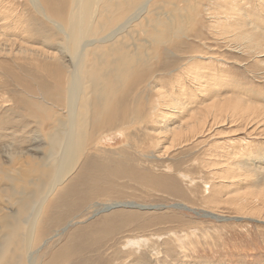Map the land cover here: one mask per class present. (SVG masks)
Returning <instances> with one entry per match:
<instances>
[{
    "label": "rangeland",
    "instance_id": "374dc122",
    "mask_svg": "<svg viewBox=\"0 0 264 264\" xmlns=\"http://www.w3.org/2000/svg\"><path fill=\"white\" fill-rule=\"evenodd\" d=\"M33 1L8 0L6 14L25 21L22 49L29 43L56 59L0 44V246L29 205L20 220L28 245L0 264H264L256 220H264V0H95L76 55L69 0L55 2V24ZM187 73L202 75L204 87ZM86 74L96 75L93 88ZM156 89L172 108L152 111ZM92 91L101 92L106 121L48 193L54 169L45 154L58 122L82 112ZM248 106L260 111L250 124ZM190 114L206 117L205 133L158 135L164 120ZM31 193L47 198L39 204ZM119 203L139 208L106 210Z\"/></svg>",
    "mask_w": 264,
    "mask_h": 264
},
{
    "label": "bare ground",
    "instance_id": "6f19581e",
    "mask_svg": "<svg viewBox=\"0 0 264 264\" xmlns=\"http://www.w3.org/2000/svg\"><path fill=\"white\" fill-rule=\"evenodd\" d=\"M35 1V0H34ZM33 1V3H34ZM38 1V0H37ZM56 1H61V3H68V0H40L39 2H37L39 9L41 11H44V9L49 13L50 16L54 17L55 20L52 21V24H55L56 23V20L59 19V15L56 11H54V4ZM95 0H69V4L71 5V9L70 11L67 13L68 15V18L66 20V26H67V29L70 31V49H72V52H76V48L78 47L77 46V43L79 44V40L80 38L83 36H85V34L87 33L86 30H83L80 26V24H82V20H84V17H83V14L87 15V18L88 20L90 19L89 17H91V10H92V6L94 3ZM98 1V0H97ZM110 1V0H108ZM116 1V0H115ZM236 1V0H235ZM238 2V1H237ZM264 2V1H263ZM72 3V4H71ZM9 4V5H8ZM43 7H42V5ZM264 4V3H263ZM35 5V3H34ZM259 5V4H258ZM45 6V7H44ZM13 7V6H12ZM230 8V7H228ZM11 9V6H10V2L8 3V0H0V44H2L3 46H7L8 48L14 50L15 48V52L17 54V50L16 48L21 51L23 50V54L25 53V56L26 54L30 53L31 56H36V57H39L40 59L42 58H47L49 60H55V54H53L52 52V55L51 53H46L45 51H40V50H43L41 47L39 49H29L28 47L30 46L29 43L27 45L29 46H25L23 49L21 47V43L22 44H25L24 42L20 41L17 39L18 36H21V38H23L24 36H26V34L30 33L26 31V28H25V21L22 19H10V15L14 14V10L12 9L11 10V13H8V10ZM80 9H83L82 12L80 13ZM18 10V9H17ZM40 11V12H41ZM10 12V11H9ZM39 12V14H40ZM93 12V11H92ZM227 12V11H226ZM224 11V13H226ZM82 14V15H81ZM95 14V13H94ZM232 15V14H231ZM86 18V20H87ZM232 18V17H231ZM43 19V18H42ZM94 19V18H93ZM92 19V20H93ZM91 20V19H90ZM246 20V19H245ZM51 21V20H50ZM63 21V20H62ZM45 22V21H44ZM90 22V21H89ZM93 22V21H92ZM27 23V22H26ZM223 23V22H222ZM239 23V22H238ZM36 24V23H35ZM86 24V23H85ZM84 24V25H85ZM87 24H90V23H87ZM254 24V23H253ZM36 26V25H35ZM41 26V25H40ZM244 26V25H243ZM85 27V26H84ZM57 28V27H56ZM61 28V27H60ZM47 29V28H45ZM54 29V28H53ZM87 29V28H85ZM228 29V28H227ZM29 30V29H28ZM42 30V29H41ZM52 30V29H51ZM50 30V32H51ZM246 30V29H245ZM31 31V30H30ZM36 31V29H35ZM66 31V30H65ZM97 31V30H96ZM53 32V31H52ZM67 32V31H66ZM98 32V31H97ZM16 33H18V35H16ZM89 33V32H88ZM247 33V32H246ZM252 33V32H251ZM255 33V32H254ZM15 34V35H14ZM53 34V33H52ZM57 34V33H55ZM236 34V33H235ZM234 34V35H235ZM88 35V34H87ZM249 35V34H248ZM247 35V36H248ZM254 35V34H253ZM239 36V34H238ZM243 36V35H242ZM54 37V36H52ZM57 37V36H56ZM257 37V36H256ZM45 38V37H44ZM49 39V38H48ZM82 39V38H81ZM111 39V38H109ZM233 39V38H231ZM256 39V38H255ZM69 40V38H68ZM101 40V39H100ZM261 40V39H260ZM264 40V39H263ZM262 40V41H263ZM25 41V39H24ZM47 41V40H45ZM57 41V40H56ZM63 41V42H62ZM61 42L64 43L65 40H62ZM102 41V40H101ZM58 42H60L58 40ZM57 42V43H58ZM60 42V43H61ZM68 42V41H67ZM66 42V43H67ZM84 42V40H83ZM94 42V40H93ZM96 42V41H95ZM243 42V41H242ZM264 42V41H263ZM27 43V42H26ZM98 43V42H97ZM105 43V42H104ZM253 43L255 44H258V41L257 40H253ZM260 43V42H259ZM31 44V43H30ZM47 45V43H44L43 45ZM53 44V43H52ZM59 46L62 45V44H58ZM57 45V46H58ZM67 45V44H66ZM264 45V44H263ZM24 46V45H23ZM59 46L57 48H59ZM69 46V45H68ZM238 46V45H237ZM64 47V46H63ZM97 47V46H96ZM264 47V46H263ZM36 48V46L34 47ZM262 48V47H261ZM2 49H4V47H2ZM45 49V47H44ZM79 49V48H77ZM18 50V51H19ZM1 51V50H0ZM62 52V51H61ZM71 52V53H72ZM11 54V51L8 52ZM60 53V52H59ZM78 53V51H77ZM5 54H6V51H5ZM19 54V52H18ZM50 54V55H49ZM69 54V53H68ZM98 54V53H97ZM9 55V54H8ZM66 55V54H65ZM73 56V53L71 54ZM70 55V56H71ZM76 55V54H75ZM75 55H74V58H75ZM96 55V52L95 54ZM261 55H264V52L261 54ZM24 56V55H23ZM30 56V55H28ZM59 57V56H58ZM63 57V55L61 56ZM68 57V56H67ZM73 58V59H74ZM63 60V59H61ZM60 60V61H61ZM57 61V60H56ZM74 61V60H73ZM61 64V63H60ZM60 64L58 63V65L60 66ZM109 64V63H107ZM63 65V64H62ZM61 65V66H62ZM74 66V65H73ZM75 68H76V65H75ZM58 69V68H57ZM60 69V68H59ZM76 70V69H75ZM75 72V71H74ZM77 73V72H76ZM105 72L103 73V76L105 78ZM109 74V73H108ZM187 73V79L188 80H191V82L197 86L198 90H201L205 84L204 80H203V77L202 75H197V74H194V73ZM99 77L100 76V73H98ZM97 75V76H98ZM93 76V77H92ZM110 76V75H109ZM108 78V77H107ZM85 79L88 81L89 83V86H90V83L95 79L96 80V75H90V74H86L85 76ZM98 79V78H97ZM99 79H103V78H99ZM105 80V79H104ZM76 81V80H75ZM85 82V81H84ZM105 82V81H104ZM81 83V82H80ZM87 83V84H88ZM95 83V81H94ZM96 83H98L96 81ZM84 84H82L83 86ZM94 84L91 83V86L90 88L93 86ZM96 85V84H95ZM98 85V84H97ZM177 85V84H176ZM88 85H86V87L88 88L89 87ZM104 86V85H103ZM93 88V87H92ZM103 88V87H102ZM82 89L84 90V87H82ZM81 89V90H82ZM155 89V88H154ZM159 89V88H158ZM161 89V88H160ZM181 89V88H180ZM71 90V89H70ZM87 90H90V89H87ZM94 90V89H93ZM99 90V89H98ZM97 91V90H96ZM100 91V90H99ZM103 91V90H102ZM155 91V90H153ZM81 92V91H80ZM83 92V91H82ZM88 92V91H87ZM156 95H157V100L154 101L152 105L153 109L152 111H157V109H160L161 108H164V109H168V107L172 108L174 105V103L171 101V100H167L163 94H161L160 90H157L156 89ZM162 92H165V91H162ZM73 93V92H72ZM71 93V95H72ZM74 94V93H73ZM80 94V93H79ZM100 94L101 92H95V91H92L91 93V98L89 100H86L84 99V101L82 102V112L78 113L77 115L76 114H71V117H69V120L64 123V121H59L58 122V134L57 136H53V138L51 139V146L49 147V149L46 151V156H47V165L48 166H51L53 169H54V173L52 175V177L50 178V181L48 182V185L45 186L46 188V192H50L52 189H54L57 185H59L63 180L64 178L68 175L70 169L68 168V166L66 165V163H68V161L70 162L71 160L72 161H77L84 153V149H85V145H86V142L88 141V139L92 136V132H93V129L94 130H98V129H101V127L104 125L105 121H106V118L102 120V117L103 115H106L104 114V110L102 109V105L105 104L103 102V97L101 95V98L100 99ZM82 95V94H80ZM87 95V94H86ZM84 94V96H86ZM179 95V94H178ZM239 95V94H238ZM90 96V95H88ZM86 96V97H88ZM171 96V95H170ZM169 96V97H170ZM173 96V95H172ZM73 97V96H71ZM106 97V96H105ZM211 97V96H210ZM223 97V96H222ZM78 98V97H77ZM85 98V97H84ZM172 98V97H171ZM69 101H71V98H70V95H69ZM155 99V98H154ZM207 99V98H206ZM227 98H220L218 100V102H220V100H226ZM229 99V98H228ZM73 100V99H72ZM173 100V99H172ZM205 100V99H204ZM212 101V100H211ZM73 102V101H72ZM217 102V103H218ZM178 103V102H177ZM222 103V102H221ZM228 103V101H227ZM231 103V102H230ZM235 102H233L234 104ZM197 104V103H195ZM223 104V103H222ZM218 105L217 108L219 110L220 113H222L223 111L227 112L226 107H224L223 105ZM229 104V103H228ZM232 104V105H233ZM244 104V103H243ZM243 104L241 105V107H243ZM249 104V103H248ZM67 105V104H66ZM173 105V106H172ZM182 105V104H181ZM198 105V104H197ZM230 105V104H229ZM228 105V106H229ZM236 103L233 105V107H235ZM238 105V104H237ZM183 106V105H182ZM210 106V105H209ZM216 106V105H215ZM240 106V105H239ZM253 106V105H252ZM79 107V108H80ZM104 107V106H103ZM196 107V106H195ZM238 107V106H237ZM254 107V106H253ZM256 107V106H255ZM254 107V109H255ZM260 107V106H259ZM193 108V107H192ZM175 109V108H173ZM183 109H186V108H183ZM212 109V108H211ZM235 109V108H234ZM241 109V108H240ZM254 109H252V107L248 106L246 107L243 111V117L242 118H245L247 123H252V121H255V119L257 118L255 116V119L254 118H249L251 117L252 115H256L257 112L259 111L257 108L256 110H258L257 112L256 111H253ZM260 110H262V107L259 108ZM76 110V109H75ZM169 110V109H168ZM171 110V109H170ZM182 110V109H181ZM213 110H214V107H213ZM236 110H239L238 108ZM234 110V111H236ZM240 110V111H242ZM252 112H249L251 111ZM188 111V110H187ZM217 111V110H216ZM76 112V111H74ZM159 112V111H158ZM177 112V111H176ZM214 112V111H213ZM260 112V111H259ZM264 112V110H263ZM262 112V113H263ZM191 113V112H190ZM237 113V112H236ZM242 113V112H241ZM127 110L126 109H122V112H121V121L122 122H125L126 119H127ZM163 114V113H162ZM205 114V113H204ZM264 114V113H263ZM160 115V113H159ZM187 115V113H186ZM192 114H190L188 116V119L185 120L184 118V122L182 121H178V123L175 125H167L168 123V119L167 121L164 120L166 123L164 125V127H162L161 131L158 133V135L160 134V136H163V134H171V140H176V138H179L180 135H182V132H186V133H194V134H202V133H205L208 129L209 126V123L207 122V119L206 117H203V116H198V117H190ZM226 115V114H225ZM233 115V114H232ZM236 115V114H235ZM107 116V115H106ZM168 116V114H167ZM172 116V115H171ZM170 116V117H171ZM184 116V115H183ZM239 116V115H238ZM261 116V114H260ZM110 117V116H108ZM213 117H217V116H212ZM264 117V116H263ZM183 118V117H182ZM62 119V117H61ZM123 119V120H122ZM180 119V118H179ZM216 119V118H214ZM213 119V120H214ZM236 119V118H235ZM238 119V118H237ZM244 119V120H245ZM258 119V118H257ZM66 120V119H64ZM226 120V119H225ZM243 120V119H242ZM239 121V120H238ZM259 123V120H257ZM157 122V121H155ZM214 122V121H213ZM256 122V121H255ZM160 123V122H158ZM246 123V122H245ZM249 123V124H250ZM262 123V122H261ZM254 124V123H253ZM264 124V123H263ZM216 125V124H215ZM259 125V124H257ZM252 126V125H251ZM250 126V127H251ZM263 126V125H262ZM259 128V127H258ZM255 130V129H254ZM96 132V131H95ZM154 132V131H153ZM156 132V131H155ZM94 135V134H93ZM243 142V140H242ZM244 143V142H243ZM171 146V144L169 145ZM171 148V147H170ZM35 149V148H33ZM168 150V149H167ZM228 155V154H227ZM234 161V160H233ZM231 161V162H233ZM73 163V162H72ZM242 164V163H241ZM74 165V163H73ZM215 165V164H214ZM218 165V164H217ZM72 166V164H71ZM222 166V165H221ZM65 167V168H63ZM239 167V166H238ZM73 167H71V170H72ZM224 168V167H223ZM229 168V167H228ZM240 169V168H239ZM217 170V169H216ZM243 170V169H242ZM246 172V171H245ZM239 173V172H237ZM245 176V174H244ZM240 178V177H239ZM238 178V179H239ZM228 179V178H227ZM232 179V178H231ZM234 179H236V177H234ZM234 181V180H233ZM238 181V180H236ZM191 182V181H190ZM241 182V181H240ZM26 183V182H25ZM48 189V191H47ZM30 190V189H29ZM45 191V190H44ZM42 192V191H41ZM240 193V192H238ZM31 194H34V193H31ZM35 197H36V194H34ZM31 196V195H30ZM236 196V195H235ZM238 196V195H237ZM33 198V195L31 196ZM33 199V202H36V203H39L41 204L43 201H45V199L47 198L46 194H44V197H36ZM31 204V203H30ZM33 204V203H32ZM117 207H127V208H139L138 205H134L132 203H119V204H112V205H109L108 207H106V210H110V209H113V208H117ZM24 209V212L21 214V217L17 220L14 221V225L13 227L8 231L7 235L4 237L2 243H1V246H0V258L2 259L4 256L10 258L11 255H12V252L11 250L12 249H15V250H20L23 246V241L22 240V236L23 235V230H24V227L21 225V222L20 220L23 219L25 216H26V213L27 211H29V205H24L22 207ZM132 208V209H133ZM185 208V207H184ZM186 209V208H185ZM141 210V209H140ZM188 210V209H187ZM191 210V209H190ZM192 211V210H191ZM205 211V210H204ZM193 212H195L193 210ZM203 212V211H202ZM248 214V213H247ZM204 217H210V218H213L214 219V216L213 214H210V213H206L204 214ZM239 217V216H238ZM219 218V217H217ZM237 218V217H236ZM251 219V218H250ZM264 219V218H263ZM26 220V217L24 218L23 221ZM255 220V219H254ZM257 221H260V222H264V220L259 219L257 218L256 219ZM24 223V222H22ZM28 223V222H27ZM31 228V227H30ZM29 228V229H30ZM26 229V228H25ZM32 230H30L31 232ZM25 232H29L28 231H25ZM25 234V233H24ZM27 234V233H26ZM25 243H27L26 241H24ZM30 242V241H29ZM25 245H28L25 244ZM24 250V248H23ZM13 251V250H12ZM25 251V250H24ZM22 254H20V257H21ZM16 258V257H15ZM13 257V260L15 259ZM0 259V260H1ZM17 259V258H16ZM20 259V258H19ZM17 261H19L17 259ZM3 262V261H2ZM5 263V262H4ZM3 264V263H2Z\"/></svg>",
    "mask_w": 264,
    "mask_h": 264
}]
</instances>
